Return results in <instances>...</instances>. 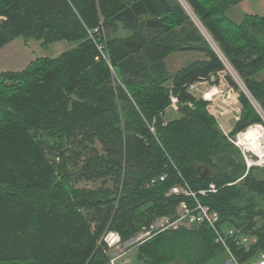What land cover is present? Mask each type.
<instances>
[{
    "label": "trees",
    "instance_id": "1",
    "mask_svg": "<svg viewBox=\"0 0 264 264\" xmlns=\"http://www.w3.org/2000/svg\"><path fill=\"white\" fill-rule=\"evenodd\" d=\"M244 1L185 0L249 93L226 76L242 106L226 135L191 91L219 84L226 64L179 0H0V50L18 38L76 44L0 72V264H107L108 233L128 243L194 203L169 195L179 184H215L201 201L224 228L256 239L233 245L234 257L264 255V168L248 170L231 141L264 127V16L227 15ZM190 51L205 59L171 73L166 59ZM171 95L180 117L164 125ZM86 181L95 186H79ZM132 248L146 264L230 259L206 225L153 231Z\"/></svg>",
    "mask_w": 264,
    "mask_h": 264
},
{
    "label": "rangeland",
    "instance_id": "2",
    "mask_svg": "<svg viewBox=\"0 0 264 264\" xmlns=\"http://www.w3.org/2000/svg\"><path fill=\"white\" fill-rule=\"evenodd\" d=\"M179 1L184 5L189 15L196 21L199 29L202 31V34L204 35V37L206 38L210 46L217 53H219V55L221 56V58L224 60L226 64V71L221 72L219 74V79H220L219 84L214 85L211 82H207V81L199 82L193 85L194 88L193 89L191 88V91L194 93L195 96H197L198 98H203V99H204V95L207 92L211 93V96L209 97H211L213 101L208 100L209 104L207 106V111L219 122V124L222 121L224 122V118L234 122L235 118L239 114H241L242 106L237 101V98H238L237 95L239 93L236 90H233L234 92H232L230 95L227 94V91L230 88H232V86H230V84L228 83L226 76L231 75L234 81L240 86L241 91H244L247 94L249 93L244 83L242 82V80L238 77L234 69L229 65V63L220 53L218 47H216L215 43L213 42L207 30L203 27L201 23H199L195 19V16L192 10L189 8L185 0H179ZM245 14L264 16V0H245L241 4L234 6V8L232 7L227 13L228 17L237 23L242 21ZM74 46H76L75 43L68 42V41H59V42H55L50 45H44L43 40H38L35 38H28V39L18 38L0 50V72H7V71L21 72L22 70H25L27 66L31 64V62H34L38 59H44V58H51V59L58 58L62 52L70 50ZM179 53H182V52L174 53L168 57L169 61L167 62L168 63L167 67L171 73H175L176 71L180 69L186 68L193 62L197 60H203L202 58H205V55L199 51H190V52H185L183 54H179ZM178 54L180 56L175 57V55H178ZM262 77L263 76H261V78ZM212 81H215V78H212ZM173 96L175 95H171V104H172ZM179 109H180V104L178 103L176 107L170 105L168 108L164 110V112L162 113V117L164 119V125H167L171 120L180 117V114L178 113ZM239 110L240 112H238ZM259 126L260 128L262 127L264 129L262 125H259ZM255 127L256 126L251 127V128H255ZM151 129L153 131H156L155 127H153L152 125H151ZM258 135L259 134H257V136ZM257 147H258V141L254 139V142L251 145V149L256 151ZM207 175H210L208 171H207ZM79 186L80 187H94L95 185L92 182L86 181V182H81ZM163 218L157 219L155 223L153 224L155 226H159L162 223L161 220ZM144 232H145V229H143L138 234V236H136L130 242L121 243L120 245L113 247L110 253L113 254L115 251L121 252L123 249H129V247L134 244H139V243L141 244L143 242L142 236ZM148 238L150 237H147L146 239ZM224 264H233V262L232 260L229 259L225 261Z\"/></svg>",
    "mask_w": 264,
    "mask_h": 264
},
{
    "label": "built area",
    "instance_id": "3",
    "mask_svg": "<svg viewBox=\"0 0 264 264\" xmlns=\"http://www.w3.org/2000/svg\"><path fill=\"white\" fill-rule=\"evenodd\" d=\"M95 32H97V30ZM99 49L104 55V57L108 60L107 55L105 54V46L99 45ZM191 88L193 89L194 86ZM209 96H211L210 92L204 95V99L206 101H213L212 98ZM178 103V98L173 96L171 106L176 107ZM238 112H240V110ZM239 118L240 114L237 116L238 120ZM256 128L257 134H259L258 137L248 139L247 145L241 144L242 133H240L235 139H231V141L241 149L248 170H250L252 167L264 168V129L262 127L260 128L259 125H256ZM154 132L155 131H153V133ZM254 139L258 141V147L256 151L251 149V145L253 144ZM166 178L167 176H162L160 180L164 181ZM216 191L217 187L215 184H211L209 189L201 190L199 192L195 191L189 184L175 185L170 190L169 195L184 197L187 200L194 201V203L191 205L188 201H183L179 206L175 216L164 217L161 220L162 223L159 226H155L153 224L150 230L145 229V232L142 236L143 241L146 240L147 237H151L153 231H178L183 228L191 229L195 226L206 225L212 231L215 238V242L221 245L228 252V254L230 255V260H232L233 264H240L239 261L233 255L232 246H248L250 244H253V238L241 234V232L236 230L235 228H224L221 225V217L219 213L212 210L210 206L204 204L201 201L200 196H206L208 193H215ZM104 241L108 245L109 252L113 247L123 243L120 235L116 232L108 233L105 236ZM111 261L115 262L116 257H112ZM260 264H264V261H262Z\"/></svg>",
    "mask_w": 264,
    "mask_h": 264
},
{
    "label": "crops",
    "instance_id": "4",
    "mask_svg": "<svg viewBox=\"0 0 264 264\" xmlns=\"http://www.w3.org/2000/svg\"><path fill=\"white\" fill-rule=\"evenodd\" d=\"M234 8V7H233ZM248 15V14H245V16ZM244 16V17H245ZM243 17V19H244ZM242 19V20H243ZM232 20V19H231ZM233 21V20H232ZM202 32V31H201ZM189 40V39H188ZM65 52V51H64ZM63 53V52H62ZM61 53V54H62ZM185 52H182V53H179V54H183ZM60 54V55H61ZM175 55L176 56H180V55ZM173 57V56H172ZM171 57V58H172ZM174 57V58H175ZM202 59H205V58H202ZM168 58L166 59V62H168ZM32 63V62H31ZM168 64V63H167ZM28 67V66H27ZM234 89L233 88H230L228 91H227V94H231ZM208 93V92H207ZM237 95V94H236ZM238 98H237V101L239 102V94L237 95ZM240 103V102H239ZM241 105V104H240ZM237 117L235 118V121H230V120H227L224 118V122L222 121L220 123V126H221V129L224 131V133L226 135H228L230 132H232V130L234 129V126H235V123L237 122ZM253 244L256 242V239L253 238ZM114 254V255H113ZM113 254H111L112 257H116V261L115 262H112L110 261L109 263L107 264H146L145 262L141 261L139 258H138V253H137V249L136 248H132V249H123L121 252H118V251H115ZM262 261H264V255H261L260 258H258L257 260H255L254 262H252L251 264H260ZM171 264H179L177 262H174V263H171Z\"/></svg>",
    "mask_w": 264,
    "mask_h": 264
},
{
    "label": "bare ground",
    "instance_id": "5",
    "mask_svg": "<svg viewBox=\"0 0 264 264\" xmlns=\"http://www.w3.org/2000/svg\"><path fill=\"white\" fill-rule=\"evenodd\" d=\"M241 137H242L241 138V144L242 145H247L248 144L247 143L248 139H252L254 137H258L257 136V128L256 127L255 128H250L249 130L243 132L241 134Z\"/></svg>",
    "mask_w": 264,
    "mask_h": 264
},
{
    "label": "water",
    "instance_id": "6",
    "mask_svg": "<svg viewBox=\"0 0 264 264\" xmlns=\"http://www.w3.org/2000/svg\"><path fill=\"white\" fill-rule=\"evenodd\" d=\"M199 173L201 175L202 178L206 179L208 176H207V172L205 171V169L201 168L199 170Z\"/></svg>",
    "mask_w": 264,
    "mask_h": 264
}]
</instances>
